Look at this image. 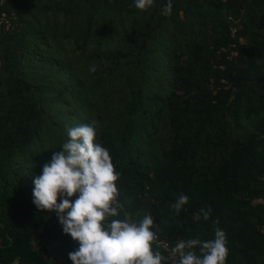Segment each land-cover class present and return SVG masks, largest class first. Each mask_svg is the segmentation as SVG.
Segmentation results:
<instances>
[{"label": "trees", "instance_id": "obj_1", "mask_svg": "<svg viewBox=\"0 0 264 264\" xmlns=\"http://www.w3.org/2000/svg\"><path fill=\"white\" fill-rule=\"evenodd\" d=\"M166 3L0 0L14 14L0 25V264H73L33 179L67 127L93 121L133 217L153 215L172 246L220 227L225 264H264V0Z\"/></svg>", "mask_w": 264, "mask_h": 264}, {"label": "clouds", "instance_id": "obj_2", "mask_svg": "<svg viewBox=\"0 0 264 264\" xmlns=\"http://www.w3.org/2000/svg\"><path fill=\"white\" fill-rule=\"evenodd\" d=\"M134 6L147 12L155 0H134ZM172 10V0H167L160 14L171 16ZM66 135L60 150L34 177L32 202L38 212L55 213L63 233L77 245L68 253L73 264H225L230 249L220 227L214 238H181L172 246L160 239L153 215L136 218L125 209L116 184L121 174L109 150L96 142L95 121L67 127ZM188 202L181 194L171 208L179 215ZM210 215L211 208H201L193 219L208 220Z\"/></svg>", "mask_w": 264, "mask_h": 264}, {"label": "built area", "instance_id": "obj_3", "mask_svg": "<svg viewBox=\"0 0 264 264\" xmlns=\"http://www.w3.org/2000/svg\"><path fill=\"white\" fill-rule=\"evenodd\" d=\"M14 17V14L11 13L8 15L4 11H0V25L4 24V27L6 28L10 23V18Z\"/></svg>", "mask_w": 264, "mask_h": 264}]
</instances>
